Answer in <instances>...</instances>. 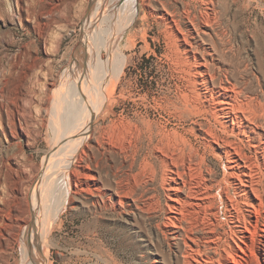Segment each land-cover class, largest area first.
<instances>
[{
	"label": "bare ground",
	"instance_id": "6f19581e",
	"mask_svg": "<svg viewBox=\"0 0 264 264\" xmlns=\"http://www.w3.org/2000/svg\"><path fill=\"white\" fill-rule=\"evenodd\" d=\"M123 1L92 0L83 40L73 52L77 55L67 66L69 73L61 74L55 106L66 125L33 187L34 210L29 208L27 235L20 237L25 263L48 264L50 226L75 202L74 196L87 194L97 197L93 204L105 211L143 213L149 220L163 213L164 224L157 228L174 254L170 264H255L258 255L264 257V70L259 66L261 92L244 79L229 77L236 67L218 60V47L207 40L220 26L215 0H155L159 7L153 0L120 5ZM197 1L205 10L197 12ZM143 5L165 27L175 61L193 77L191 90L170 108L179 119L186 114L200 118L190 138L145 120L96 136L95 120L124 73L119 43ZM220 33L224 36L214 34ZM194 137L201 138L199 146ZM93 140L98 151L123 160L109 166L104 185L91 163L84 165L95 150ZM211 156L224 165L220 182L211 178ZM157 178L166 193L165 205L139 190ZM222 208L227 228L219 221Z\"/></svg>",
	"mask_w": 264,
	"mask_h": 264
},
{
	"label": "rangeland",
	"instance_id": "374dc122",
	"mask_svg": "<svg viewBox=\"0 0 264 264\" xmlns=\"http://www.w3.org/2000/svg\"><path fill=\"white\" fill-rule=\"evenodd\" d=\"M215 1L220 26L217 31H208V43L213 45V40L218 47V60L236 67L229 77L244 79L261 92L257 80L259 66L264 70V0ZM91 3L0 0V264H26L20 237L28 230L25 224L31 217L30 209L34 210L33 187L59 130L66 125L56 114V90L77 55L73 52L83 40ZM152 3L160 6L155 0ZM203 10L197 1V12ZM147 12L146 6L139 7L119 43L124 73L112 99L95 120L97 137L142 120L177 129L188 138L192 137L191 129L199 128L200 118L186 114L179 119L170 111L171 105L191 90L193 77L175 61L165 27ZM200 142L201 138L194 140L198 146ZM90 145L95 150L89 151L84 165L90 162L104 185L109 166L121 165L123 160L118 154L98 151L96 140ZM209 165L212 180L220 182L224 165L213 156ZM134 175L140 172L135 170ZM109 181L115 185L113 177ZM139 190L158 197L165 205L166 193L159 178L146 181ZM74 199L48 230V264H165L162 252L167 264L172 262L174 254L157 228L164 224L163 213L149 220L143 213L105 211L93 204L97 197L87 194ZM220 210L219 221L227 228L225 208ZM254 263L264 264V257L258 255Z\"/></svg>",
	"mask_w": 264,
	"mask_h": 264
}]
</instances>
